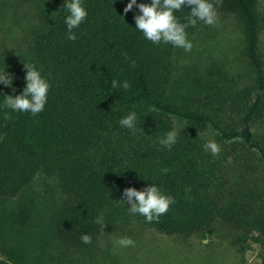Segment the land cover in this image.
Masks as SVG:
<instances>
[{
	"label": "trees",
	"instance_id": "obj_1",
	"mask_svg": "<svg viewBox=\"0 0 264 264\" xmlns=\"http://www.w3.org/2000/svg\"><path fill=\"white\" fill-rule=\"evenodd\" d=\"M254 1L216 6L217 14L242 19L253 80L229 93L208 88L174 98L177 47L148 41L135 28L138 8L124 13L129 0H82L88 15L73 29L75 41L67 39L68 13L57 0L51 21L31 41V63L50 84L43 112L3 107L5 94L23 91L26 72L20 59L0 63V73L14 77L12 87L0 84V199L21 193L36 174L54 179L60 193L51 220L55 239L88 258L101 232L96 218L118 207L120 216L161 234L202 238L220 227L237 239L257 240L264 252V142L252 127L264 118V67L256 46L264 13L255 17ZM190 11L182 7L174 15L185 23ZM203 24L189 26L187 37ZM114 79L129 81L130 90L112 88ZM130 112L137 114L135 134L119 124ZM173 129L177 142L169 150L160 140ZM207 131L220 146L218 156L203 148ZM152 183L175 199L158 223L130 214L122 200L125 188ZM83 234L92 237L90 244L81 242Z\"/></svg>",
	"mask_w": 264,
	"mask_h": 264
},
{
	"label": "rangeland",
	"instance_id": "obj_2",
	"mask_svg": "<svg viewBox=\"0 0 264 264\" xmlns=\"http://www.w3.org/2000/svg\"><path fill=\"white\" fill-rule=\"evenodd\" d=\"M56 5L57 0H0V63L6 58L32 62V38L51 21ZM252 11L259 19L264 0H255ZM217 15L215 25L203 24L187 37L193 44L190 52L177 48L174 98L208 88L229 93L253 80L242 19L235 14ZM256 46L264 67L260 26ZM252 127L264 142V118ZM204 136L214 138L211 131ZM59 197L54 179L36 174L21 193L0 199V259L13 264H45L48 258L59 259L58 264H264V252L253 238L237 239L232 230L220 227L202 238L165 235L120 216L119 207L105 213L91 258L83 255L85 251L68 252L58 245L51 223ZM120 237H130L134 246H119Z\"/></svg>",
	"mask_w": 264,
	"mask_h": 264
},
{
	"label": "clouds",
	"instance_id": "obj_3",
	"mask_svg": "<svg viewBox=\"0 0 264 264\" xmlns=\"http://www.w3.org/2000/svg\"><path fill=\"white\" fill-rule=\"evenodd\" d=\"M220 3L221 0H216V5L211 0H151V3L137 4V0H129L124 8V13L127 14L134 6L138 8L139 14L134 15L135 28L153 44H171L173 47L190 52L193 44L187 38L186 29L189 26L195 27L198 21L209 26L215 25L218 20L216 6ZM63 6L68 13L64 21L68 30L67 39L75 41L77 37L73 29L78 28L86 19L87 10L82 4V0H64ZM187 6H191L190 14L185 18L186 22L181 23L174 13ZM122 55L125 60L131 59L127 53H122ZM134 65L135 61H131V66ZM23 67L26 72L25 87L19 95L5 94L3 107L12 112H28L36 116L44 111L50 84L42 77L41 72L33 63H23ZM13 79L14 77L6 70L4 73H0V84L12 87ZM111 87L130 90L131 84L127 80L119 82L114 79L111 81ZM12 90L15 92V88ZM5 119L9 120L11 116L6 113ZM136 120L137 114L130 112L119 120V124L135 134L137 132ZM177 136V130L173 129L160 140V144L170 150L176 144ZM203 148L214 157L220 153V146L211 139L204 143ZM168 171L167 168L161 169V172L165 174ZM190 191V188H185L186 193ZM123 197L125 199L122 200L130 205L129 213L143 216L147 223H158L160 217L166 214L170 206L175 203L172 196L164 194L154 183L146 186L143 190H137L134 187L125 188ZM95 223L100 224L101 230H103L105 225L103 217H97ZM81 242L90 244L92 237L83 234ZM116 243L121 247H130L134 246L135 242L130 237H120Z\"/></svg>",
	"mask_w": 264,
	"mask_h": 264
}]
</instances>
